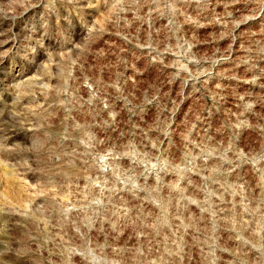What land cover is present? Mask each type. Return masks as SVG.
Segmentation results:
<instances>
[{"label": "rangeland", "instance_id": "1", "mask_svg": "<svg viewBox=\"0 0 264 264\" xmlns=\"http://www.w3.org/2000/svg\"><path fill=\"white\" fill-rule=\"evenodd\" d=\"M0 264H264V0H0Z\"/></svg>", "mask_w": 264, "mask_h": 264}]
</instances>
